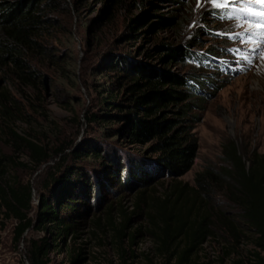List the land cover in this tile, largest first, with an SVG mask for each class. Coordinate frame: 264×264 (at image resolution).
I'll return each instance as SVG.
<instances>
[{"label":"rangeland","instance_id":"1","mask_svg":"<svg viewBox=\"0 0 264 264\" xmlns=\"http://www.w3.org/2000/svg\"><path fill=\"white\" fill-rule=\"evenodd\" d=\"M66 1L62 13L54 15L60 23L49 43L59 61L56 65L46 63L43 66L46 89L28 94L33 109H29L27 102L14 92L24 117L8 127L0 117V157L12 160L5 165L3 182L31 184L33 210L30 217L35 219L43 183L60 157L35 170L23 144H15L10 132L34 139L51 151L70 143L75 148L89 141L102 140L104 128L88 125L85 117L102 108L97 105L98 85L107 86L113 79L97 74L95 69L101 60L110 56L131 53L140 60L156 63L153 50L159 42L188 52L185 62L169 68L193 76L191 87L196 93L195 102L192 118L185 125L190 139L196 143V156L192 168L175 180L164 170H159L146 186L137 183L132 189L124 187L132 179L127 171L121 179L114 177L103 181L105 184L96 195L89 196L87 202L83 200L76 204L75 228L64 238L31 228L21 243L15 245V221L0 218V264H28L27 242L53 238L56 247L48 252L50 264H121L117 248L111 242L112 226L119 228L127 219V232L138 228L141 231L129 246L135 255L131 264H164L154 250L152 239L144 234L146 222L144 216L136 212L137 205L143 210H155L160 201L171 195L170 203L177 199L175 210L180 206L186 210L192 204L195 174L205 168L218 169L222 165L225 146L233 145L240 152L255 149L264 153V44L259 43L264 36L248 38L247 32L262 29L248 23L237 27L236 21L223 9L230 8L236 16L243 13L257 20L262 17L258 11H249L246 6L211 4L207 0H118L110 15L106 14V0ZM252 7L264 10V4L254 3ZM145 12H149L150 21L137 31H129L130 21ZM158 15L176 17L178 24L153 32L150 27L158 20ZM148 52L150 59L146 56ZM0 90L13 92L1 75ZM152 143L130 145L112 139L107 144L108 148L121 154L128 166L137 164L136 172H152L156 158L149 154ZM67 163L70 164V160ZM106 177L102 173V178ZM140 190H144V204H139ZM207 202L216 213L233 212L220 194L208 196ZM216 234L217 237L204 243L192 264H232L236 260L249 264L248 253L252 249L249 239H243L236 249L227 250L226 254L219 233Z\"/></svg>","mask_w":264,"mask_h":264},{"label":"trees","instance_id":"2","mask_svg":"<svg viewBox=\"0 0 264 264\" xmlns=\"http://www.w3.org/2000/svg\"><path fill=\"white\" fill-rule=\"evenodd\" d=\"M117 3L118 0L105 1L107 15ZM65 5L66 0H0V75L5 85L13 89V92L0 90V117L7 127L24 117L14 92L27 102L29 109H33L28 94L46 89L43 66L46 63L56 65L59 61L49 43L60 23L54 15L61 14ZM149 15L145 12L140 18L133 19L127 29L133 32L142 28L150 21ZM156 18L158 20L150 27L153 32L178 24L176 17L158 15ZM154 46L153 55L158 63L140 60L139 56L127 53L103 59L95 69L97 74L113 79L107 86L98 85L97 105L102 108L85 117L88 125L104 128L102 140L89 141L75 148L70 143L51 151L34 139L10 132L15 144H23L33 169L60 157L43 183L35 219L30 217L33 210L31 184L3 182L5 165L12 160L0 157V218L15 221V245L21 243L31 228L64 238L75 228L76 204L83 200L87 202L89 196L96 195L108 178L121 179L124 171L132 178L124 187L132 189L137 183L146 186L159 170H164L175 180L192 168L197 147L185 124L192 118L194 108L193 76L169 68L185 62L188 52L165 42ZM146 56L150 59L149 52ZM112 139L130 145L153 142L149 154L156 155L155 168L152 172H136L137 164L128 166L121 154L108 148L107 143ZM68 160L70 164H66ZM102 173L108 177L102 178ZM192 191V204L186 210L181 206L175 210L177 199L170 203L171 195L160 201L155 210H143L137 205L136 212L143 215L146 222L144 234L152 239L154 250L164 264L194 263L204 243L217 237L216 232L222 240L223 252L228 254L243 239H249L252 245L248 253L249 264H264V153L255 149L240 152L233 145L225 146L222 165L195 174ZM143 194L144 190H140L139 204H144ZM218 194L232 207V213H216L209 207L207 197ZM128 222L129 219L119 228L112 226L111 242L117 248L121 264H131L135 258L129 246L141 232L139 228L127 232ZM54 247V238L29 240L26 247L28 264H50L48 252ZM232 264L244 262L236 260Z\"/></svg>","mask_w":264,"mask_h":264},{"label":"snow or ice","instance_id":"3","mask_svg":"<svg viewBox=\"0 0 264 264\" xmlns=\"http://www.w3.org/2000/svg\"><path fill=\"white\" fill-rule=\"evenodd\" d=\"M208 3L211 4H234L238 6H246L249 11L257 12L261 19H253L251 16L241 13L240 16H236L232 13L230 8H225L223 11L227 13L228 17L236 21L237 27L241 25V23H248L250 25H255L257 28L262 29L259 32H247L246 35L248 38H253L255 36H264V10H255L252 6L254 3L264 4V0H207ZM259 43L264 44V40L259 41Z\"/></svg>","mask_w":264,"mask_h":264}]
</instances>
